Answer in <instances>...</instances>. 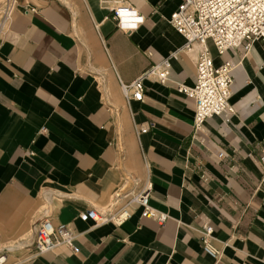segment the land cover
<instances>
[{
	"label": "crops",
	"instance_id": "obj_1",
	"mask_svg": "<svg viewBox=\"0 0 264 264\" xmlns=\"http://www.w3.org/2000/svg\"><path fill=\"white\" fill-rule=\"evenodd\" d=\"M144 16L118 28L101 0H18L0 27V256L4 264H264V47L254 42L215 55L239 62L236 112L195 128L198 50L168 19L183 0H126ZM8 21V22H7ZM5 22L7 23L5 25ZM169 58L171 74L131 83ZM147 126L146 132H139ZM222 151L223 156L218 153ZM146 181L159 224L141 210L121 224L94 225L81 213L107 210ZM50 218L78 234L79 251L60 246L35 255V225ZM214 228L219 259L202 247Z\"/></svg>",
	"mask_w": 264,
	"mask_h": 264
},
{
	"label": "built area",
	"instance_id": "obj_2",
	"mask_svg": "<svg viewBox=\"0 0 264 264\" xmlns=\"http://www.w3.org/2000/svg\"><path fill=\"white\" fill-rule=\"evenodd\" d=\"M18 0H5L2 9L3 22L10 19ZM101 5L111 11L118 28L131 32L144 22L143 14L126 0H101ZM174 30L183 36V45L174 52L198 50L196 59V77L193 85H178V90L194 102V124L199 128L210 118L224 116L227 121L236 109L230 102L233 93L234 70L239 62L225 60L215 63V55H221L231 48L241 47L250 51L256 41L264 47V0H183L168 19ZM214 51V54H213ZM162 82L171 74V64L166 58L131 83L120 82L127 100L142 101L144 97V79L151 74ZM139 132H146L147 126H141ZM219 157L223 152L218 153ZM264 163V153L261 156ZM151 183L144 185L130 198L123 189L114 194L112 205L107 210L94 208L81 213L84 220H92L94 225L112 221L121 224L129 219L134 209L141 210V216L154 219L163 224L169 217L166 212L155 209L149 202ZM134 205V209L131 205ZM201 242L206 254L215 259L222 255V249L215 243L214 228L204 223ZM77 233L65 223L54 224L50 218H44L34 228L33 246L35 255L54 251L60 246L79 251L75 240ZM6 262V255L0 256V264Z\"/></svg>",
	"mask_w": 264,
	"mask_h": 264
},
{
	"label": "rangeland",
	"instance_id": "obj_3",
	"mask_svg": "<svg viewBox=\"0 0 264 264\" xmlns=\"http://www.w3.org/2000/svg\"><path fill=\"white\" fill-rule=\"evenodd\" d=\"M4 3H5V0H0V25L2 24V23H4L3 22V20H2V9H3V5H4ZM8 22V21H7ZM7 23L5 22V25H6ZM1 27V26H0Z\"/></svg>",
	"mask_w": 264,
	"mask_h": 264
},
{
	"label": "bare ground",
	"instance_id": "obj_4",
	"mask_svg": "<svg viewBox=\"0 0 264 264\" xmlns=\"http://www.w3.org/2000/svg\"><path fill=\"white\" fill-rule=\"evenodd\" d=\"M1 25H2V24H1ZM1 25H0V26H1Z\"/></svg>",
	"mask_w": 264,
	"mask_h": 264
}]
</instances>
